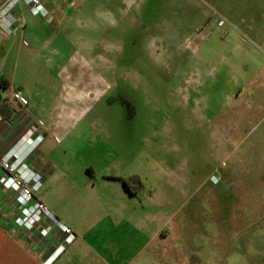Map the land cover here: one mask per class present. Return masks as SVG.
Segmentation results:
<instances>
[{
  "label": "rangeland",
  "instance_id": "1",
  "mask_svg": "<svg viewBox=\"0 0 264 264\" xmlns=\"http://www.w3.org/2000/svg\"><path fill=\"white\" fill-rule=\"evenodd\" d=\"M67 7L46 36L68 86L63 115L78 123L70 159H51L57 171L36 197L96 239L99 258L85 249L78 262L264 264V0ZM117 176L139 177L173 216L154 242L121 224L94 239L106 232L100 201L143 213ZM118 183L122 197L102 188ZM180 221L182 233L172 227Z\"/></svg>",
  "mask_w": 264,
  "mask_h": 264
},
{
  "label": "crops",
  "instance_id": "2",
  "mask_svg": "<svg viewBox=\"0 0 264 264\" xmlns=\"http://www.w3.org/2000/svg\"><path fill=\"white\" fill-rule=\"evenodd\" d=\"M4 1L0 0V6ZM66 7V3L49 2L46 4L49 16L42 18L34 16L28 7L21 4L14 12L17 20L12 27V33L6 35L0 31V78H3V87L0 86V97L3 104L12 111V115L7 119L0 116L2 118L0 123V150L4 151L20 137L26 136L31 125L41 122L44 126L43 131L46 140L31 163L36 166V159L45 163V166L39 167L44 177V184L48 183L54 172L57 171L51 162L54 156L62 154L64 158L70 159V151L65 146L71 137L72 128L78 123L73 122V118L63 115L66 105L64 93L68 86L67 82L65 83L63 80L64 69L57 62L60 49L56 47L54 41H50L46 36L58 26V21L60 24L63 22L62 17ZM14 91L22 94L23 98L27 100V106L19 104L12 106L7 102ZM233 109L235 111L240 109V105L234 106ZM239 114L242 115L241 112ZM245 114L247 118V113ZM56 137L60 139V143L55 141ZM73 169L75 166H66L64 173L69 175ZM85 170L90 175V179L97 176L93 168H85ZM107 178L111 177L104 179ZM115 178L118 181L120 178L123 179L122 176ZM90 187L89 189L94 192L93 187ZM105 187L108 195L112 193L115 196H123V190L119 183L116 186L112 184L111 186L110 184L102 186L103 189ZM147 191L145 188L144 193H139L137 197L129 194L139 203L143 211L141 214L135 211L137 214L124 215L123 204L119 205L116 200L111 198L106 197V201H100L101 206H104V214H102L100 222L103 221L106 225V232H93L94 239L95 235L97 237V235L108 234L110 232L109 227L114 228L117 224H121L122 231L134 229L133 231L142 232L153 242L156 238L158 239L162 232L164 233V228L173 216L162 214L157 206L159 207L164 201L161 202L160 197L156 196L155 192L151 196L146 195ZM78 194L81 193L74 192L73 198L81 197ZM36 200L46 205L41 197H36ZM165 201L169 202L167 199ZM58 211L56 209V212ZM21 215L17 196L9 188L7 178L0 170V264H43L52 252L62 244L65 236L57 226L45 218L33 230L27 231L16 223ZM56 216L60 222L73 231L75 241L67 247L65 253L54 264H80L78 261L82 259L81 252L85 249L88 253L94 254L96 258L100 256L94 252L92 246L96 239L91 241L86 238L87 235H91L90 231L87 234V230L79 229L72 223L70 217L58 213ZM49 225L53 226L52 232L43 235L42 231ZM172 227L178 228L182 233L181 221L174 222Z\"/></svg>",
  "mask_w": 264,
  "mask_h": 264
},
{
  "label": "built area",
  "instance_id": "3",
  "mask_svg": "<svg viewBox=\"0 0 264 264\" xmlns=\"http://www.w3.org/2000/svg\"><path fill=\"white\" fill-rule=\"evenodd\" d=\"M62 2L71 4L73 0H5L0 6V31L6 35L12 33V27L16 23L14 15L19 5H25L34 16L47 18L49 12L46 4L49 2ZM10 105L27 106V100L19 92H12L9 100ZM2 118L0 117V123ZM41 122L29 127L27 135L20 137L4 151L0 150V170L7 178L9 188L15 192L17 203L21 210V217L16 223L19 227L31 231L44 218L57 226L64 234V240L47 258L43 264H54L65 253L68 246L75 241L73 231L60 222L47 208L36 200L37 193L43 187L44 177L39 167L45 166L42 160L36 159V166L31 163L37 155L40 147L46 140ZM53 226L49 225L42 231L43 235L51 233Z\"/></svg>",
  "mask_w": 264,
  "mask_h": 264
},
{
  "label": "trees",
  "instance_id": "4",
  "mask_svg": "<svg viewBox=\"0 0 264 264\" xmlns=\"http://www.w3.org/2000/svg\"><path fill=\"white\" fill-rule=\"evenodd\" d=\"M0 86L3 87V78H0ZM12 115L11 109L3 104V100L0 97V116L7 119ZM131 196L137 197L141 193L145 186L141 179L137 176H132L129 179H120Z\"/></svg>",
  "mask_w": 264,
  "mask_h": 264
}]
</instances>
